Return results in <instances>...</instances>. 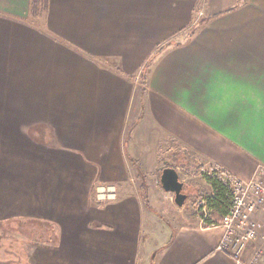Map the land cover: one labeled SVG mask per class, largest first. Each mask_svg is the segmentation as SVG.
<instances>
[{
    "label": "crops",
    "instance_id": "0c3cea01",
    "mask_svg": "<svg viewBox=\"0 0 264 264\" xmlns=\"http://www.w3.org/2000/svg\"><path fill=\"white\" fill-rule=\"evenodd\" d=\"M260 164L264 0H49L39 16L0 0V231L20 234L0 264H236L196 212L148 238L164 198L148 173L248 181ZM101 183L115 201L96 199ZM253 219L246 263L264 255Z\"/></svg>",
    "mask_w": 264,
    "mask_h": 264
},
{
    "label": "built area",
    "instance_id": "2783aa9c",
    "mask_svg": "<svg viewBox=\"0 0 264 264\" xmlns=\"http://www.w3.org/2000/svg\"><path fill=\"white\" fill-rule=\"evenodd\" d=\"M226 178L231 192V204L221 220L209 222L212 211L206 197L197 198L193 209L199 214L200 226L222 229L223 235L216 247L217 251L231 257L236 264H261L264 261L261 252L256 253L247 263L243 256L263 227V223L254 220L253 216L258 211L264 212V165H258L248 181ZM95 195L99 202H113L118 198V188L113 184L101 183L96 186Z\"/></svg>",
    "mask_w": 264,
    "mask_h": 264
},
{
    "label": "rangeland",
    "instance_id": "374dc122",
    "mask_svg": "<svg viewBox=\"0 0 264 264\" xmlns=\"http://www.w3.org/2000/svg\"><path fill=\"white\" fill-rule=\"evenodd\" d=\"M140 78H141V73H140ZM167 159L168 163L167 164H171V156L170 154L165 156L164 158H160V168L162 166H164V160ZM172 165V164H171ZM178 172L180 171L181 176L180 179H185L184 182V188H183V192L185 194L188 195V198L185 202V205L183 207H178L174 201V195L172 193H166L160 184V175L162 173V170L159 171L158 170H153V171H149L148 175L149 180L153 181L152 185H154V187L156 188V190L159 192L160 195H162L164 198L160 199L159 201L156 202L155 200H153V205L156 208V210H158V217L160 219H157V228L156 231H153L151 229V231H147V236L148 238L151 239H157V241H159L161 239V234L160 233L164 230L163 227H165V229H168V233L171 234V232L173 231V226L176 224H179L183 221H192L194 219H197L195 214H194V209H193V202L195 200V185L199 186L202 183V180H206L207 177H216V175L219 173L216 170H212V169H197L195 168H190L187 170L184 169H180L177 170ZM207 181V180H206ZM192 186V187H191ZM212 195V192H208V193H204L202 194V196L204 197H210ZM161 223V225L159 224ZM159 224V225H158ZM163 228V230H160V228ZM19 232L16 230H10L9 226L6 227H2L1 231H0V241L4 240L3 238H6L7 236V240H12V239H16V237H19Z\"/></svg>",
    "mask_w": 264,
    "mask_h": 264
},
{
    "label": "trees",
    "instance_id": "16d2710c",
    "mask_svg": "<svg viewBox=\"0 0 264 264\" xmlns=\"http://www.w3.org/2000/svg\"><path fill=\"white\" fill-rule=\"evenodd\" d=\"M49 0H32V13L36 16L43 14L48 6ZM150 61L141 72V79L143 83L147 82ZM228 178L221 176L220 172L216 177H207L206 180L213 188V195L206 197L209 200V205L212 211L209 222H217L221 220L222 215L225 214L231 204V192L228 185Z\"/></svg>",
    "mask_w": 264,
    "mask_h": 264
},
{
    "label": "water",
    "instance_id": "95a60500",
    "mask_svg": "<svg viewBox=\"0 0 264 264\" xmlns=\"http://www.w3.org/2000/svg\"><path fill=\"white\" fill-rule=\"evenodd\" d=\"M160 183L162 189L174 195V201L178 207H183L188 195L183 192L184 182L180 180L179 172L175 167L166 166L161 173Z\"/></svg>",
    "mask_w": 264,
    "mask_h": 264
}]
</instances>
